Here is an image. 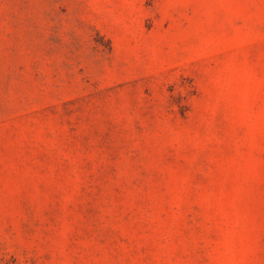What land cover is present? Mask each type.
I'll return each instance as SVG.
<instances>
[{
	"label": "rangeland",
	"instance_id": "obj_1",
	"mask_svg": "<svg viewBox=\"0 0 264 264\" xmlns=\"http://www.w3.org/2000/svg\"><path fill=\"white\" fill-rule=\"evenodd\" d=\"M0 264H264V0H0Z\"/></svg>",
	"mask_w": 264,
	"mask_h": 264
}]
</instances>
